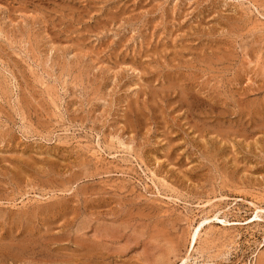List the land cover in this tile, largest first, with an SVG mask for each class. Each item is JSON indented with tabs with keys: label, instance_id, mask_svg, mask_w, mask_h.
<instances>
[{
	"label": "rangeland",
	"instance_id": "obj_1",
	"mask_svg": "<svg viewBox=\"0 0 264 264\" xmlns=\"http://www.w3.org/2000/svg\"><path fill=\"white\" fill-rule=\"evenodd\" d=\"M0 264H264V0H0Z\"/></svg>",
	"mask_w": 264,
	"mask_h": 264
},
{
	"label": "bare ground",
	"instance_id": "obj_2",
	"mask_svg": "<svg viewBox=\"0 0 264 264\" xmlns=\"http://www.w3.org/2000/svg\"><path fill=\"white\" fill-rule=\"evenodd\" d=\"M47 206V205H46ZM199 237V236H198ZM192 239V238H191ZM195 240V238L193 239V241ZM195 242V241H194Z\"/></svg>",
	"mask_w": 264,
	"mask_h": 264
}]
</instances>
